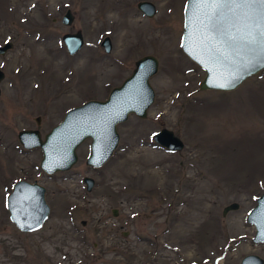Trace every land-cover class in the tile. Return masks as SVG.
I'll return each instance as SVG.
<instances>
[{
    "label": "rangeland",
    "instance_id": "374dc122",
    "mask_svg": "<svg viewBox=\"0 0 264 264\" xmlns=\"http://www.w3.org/2000/svg\"><path fill=\"white\" fill-rule=\"evenodd\" d=\"M137 1L0 0V45L11 43L0 55V264L264 261V244L250 242L245 222L264 188V69L230 91L199 90L203 71L179 44L185 0H147L151 17ZM67 9L73 19L63 25ZM75 31L83 45L70 55L61 36ZM143 55L157 60L145 117L116 125L117 145L102 166L85 165V139L68 170L42 172L40 150L23 149L17 131L42 136L68 109L105 99ZM161 128L182 141L179 151L152 140ZM17 180L44 188L48 214L34 231L8 219L5 198ZM231 202L237 208L222 214Z\"/></svg>",
    "mask_w": 264,
    "mask_h": 264
},
{
    "label": "water",
    "instance_id": "95a60500",
    "mask_svg": "<svg viewBox=\"0 0 264 264\" xmlns=\"http://www.w3.org/2000/svg\"><path fill=\"white\" fill-rule=\"evenodd\" d=\"M137 10L146 17L155 13V6L147 0H139L135 4ZM208 11L198 0H185L182 10V27L180 33V49L184 55L195 63L202 71L203 77L198 83L199 90L230 91L236 88L245 78L264 69V62L245 67L250 54L236 55L221 48L228 57L220 56L215 51L220 47L216 40L210 39L212 33L206 31L200 21ZM73 16L67 9L60 18V23L69 25ZM61 41L70 55L76 53L83 45L79 31L64 33ZM99 45L103 52L111 48L110 39L104 36ZM11 47L9 41L0 45V55ZM157 60L152 55H143L134 61V67L119 85L110 89L103 100L90 99L80 105L68 109L61 120L40 136L37 129H20L16 139L23 149L38 148L41 156L38 168L52 174L68 170L76 161V148L85 139H89L88 154L84 163L88 167L102 166L110 157L118 142L116 125L133 114L144 118L146 110L153 101V91L148 78L155 73ZM3 72L0 69V81ZM221 85H224L221 87ZM38 117L35 123H38ZM152 140L168 151H179L182 141L167 128H161L152 135ZM86 191L93 187V179L89 176L81 178ZM44 188L36 181H15L5 198V208L9 221L21 232L38 229L48 214V206L43 198ZM237 208L235 202L222 207V214ZM114 214V212H113ZM245 222L253 227L251 241L264 244V188L255 198V204L245 216ZM83 224V221H81ZM257 254H246L239 264H263ZM196 264V263H186Z\"/></svg>",
    "mask_w": 264,
    "mask_h": 264
},
{
    "label": "snow or ice",
    "instance_id": "6c2138e0",
    "mask_svg": "<svg viewBox=\"0 0 264 264\" xmlns=\"http://www.w3.org/2000/svg\"><path fill=\"white\" fill-rule=\"evenodd\" d=\"M208 11L200 21L222 49L236 55L250 54L245 67L264 62V0H198ZM224 85H221L223 87Z\"/></svg>",
    "mask_w": 264,
    "mask_h": 264
},
{
    "label": "flooded vegetation",
    "instance_id": "af4514ba",
    "mask_svg": "<svg viewBox=\"0 0 264 264\" xmlns=\"http://www.w3.org/2000/svg\"><path fill=\"white\" fill-rule=\"evenodd\" d=\"M252 234H253V232H252ZM246 238V237H245ZM249 240H250V242L252 243V244H255V243H253L252 241H251V236L249 237ZM257 244H261V243H257ZM241 259V258H240ZM239 262H240V260H239Z\"/></svg>",
    "mask_w": 264,
    "mask_h": 264
}]
</instances>
